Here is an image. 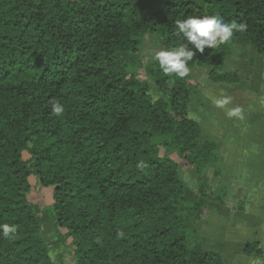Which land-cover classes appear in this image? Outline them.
Wrapping results in <instances>:
<instances>
[{
	"label": "trees",
	"instance_id": "obj_1",
	"mask_svg": "<svg viewBox=\"0 0 264 264\" xmlns=\"http://www.w3.org/2000/svg\"><path fill=\"white\" fill-rule=\"evenodd\" d=\"M216 14L247 28L189 68L208 66L233 93L241 77L225 64L237 46L264 56V0H0V225L16 229L0 227V264H54L51 249L74 264H225L198 229L207 202L225 203L202 179L221 141L199 142L189 116L200 86L141 54L146 37L157 50L185 43L177 19ZM29 176L52 187L50 243ZM243 252L263 256L258 242Z\"/></svg>",
	"mask_w": 264,
	"mask_h": 264
},
{
	"label": "rangeland",
	"instance_id": "obj_2",
	"mask_svg": "<svg viewBox=\"0 0 264 264\" xmlns=\"http://www.w3.org/2000/svg\"><path fill=\"white\" fill-rule=\"evenodd\" d=\"M149 40L150 39L146 37L141 49L143 63H146L158 51ZM237 49L238 52L236 56L229 58L225 64L226 70L237 72L241 77L239 88L237 87L233 93L221 89L209 80L208 66H195L190 69V76L193 80H196L200 86L203 104L195 102L189 116L198 121L204 129L199 142L204 141L210 137V135H215L219 138H223V140H225V145H230L235 132L241 131V133L245 135H242V144L245 143L252 146V149L255 151V167L262 170L264 168V107L259 105V103H261L259 100L264 94V56L253 54L244 46H237ZM247 56L251 57L252 61L248 60ZM141 72V70L136 71V75L140 79L143 78ZM247 91L254 92L257 96L256 101L246 102V100H253L252 95L246 94ZM224 98L228 99V103L223 106L219 105L217 101ZM237 98L240 102L244 101L246 103L244 105L241 103L237 104ZM23 158H29V154L26 151L23 152ZM219 163L220 162L217 160L214 166L210 167L202 174L203 181L207 183L210 188L216 187V176L213 173L218 169ZM184 177L188 182L189 188L192 190V194L190 193L189 197L194 198L195 194L193 190L196 187V182L187 175H184ZM258 178L260 179L257 181L259 183L257 187L260 192L258 191L257 195L264 189L261 175L258 176ZM28 180L30 189L27 198L34 204L35 209L38 210L41 215L44 238L46 240H53L54 228L51 220L52 215L50 210H48L53 202L52 187H42L39 184L36 185V178L33 176H29ZM202 233H204L203 235L212 237V234H209V232L204 231ZM213 235L217 237L216 234ZM231 238L233 239L234 236L232 235ZM203 239L205 240L203 244L207 249L218 252V240H214V237L212 239L206 238V236H204ZM51 251L53 259H55V261L52 259L53 262L55 264H61L59 262L61 259L60 254H57L56 250L51 249ZM64 251L66 250L62 252L65 253ZM62 264H74V261L65 259Z\"/></svg>",
	"mask_w": 264,
	"mask_h": 264
},
{
	"label": "crops",
	"instance_id": "obj_3",
	"mask_svg": "<svg viewBox=\"0 0 264 264\" xmlns=\"http://www.w3.org/2000/svg\"><path fill=\"white\" fill-rule=\"evenodd\" d=\"M261 97L259 105L264 107V94ZM236 100L237 104L246 103L238 98ZM242 135L245 136L241 131L235 132L230 145H225V140L218 137L221 141L216 151L220 159L219 173L215 178L216 187L211 186V189L222 195L225 203H206L205 214L198 224L200 242L204 243V236L218 240V252L222 254L225 264H264V189L257 195L260 175L264 186V168L255 167V151L251 145L242 144ZM203 230L212 237L203 235ZM51 241L47 240L49 243ZM248 242H258L263 257L246 255L243 247ZM53 250L62 254L59 260L61 264L65 259L73 260L70 254L60 249ZM50 254L53 259L51 250Z\"/></svg>",
	"mask_w": 264,
	"mask_h": 264
},
{
	"label": "clouds",
	"instance_id": "obj_4",
	"mask_svg": "<svg viewBox=\"0 0 264 264\" xmlns=\"http://www.w3.org/2000/svg\"><path fill=\"white\" fill-rule=\"evenodd\" d=\"M176 28L185 38V43L179 47L160 48L154 55L158 61L159 67L165 75H175L184 78L189 75V62L197 52L203 53L205 48H216L221 44L228 43L234 35V32H244L247 25L243 22L237 23L235 20L225 22L219 14L216 15H189L183 19L175 21ZM191 47H190V46ZM221 106L228 103L224 98L217 101ZM52 112L60 116L64 112V106L58 101L52 102ZM143 168L144 164L140 163ZM3 228V234L16 231L14 225H0Z\"/></svg>",
	"mask_w": 264,
	"mask_h": 264
}]
</instances>
